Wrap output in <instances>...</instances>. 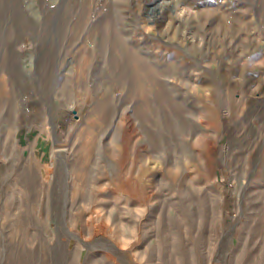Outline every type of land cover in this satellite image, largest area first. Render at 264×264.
I'll use <instances>...</instances> for the list:
<instances>
[{
  "label": "rangeland",
  "instance_id": "rangeland-1",
  "mask_svg": "<svg viewBox=\"0 0 264 264\" xmlns=\"http://www.w3.org/2000/svg\"><path fill=\"white\" fill-rule=\"evenodd\" d=\"M23 252L264 264V0H0V264Z\"/></svg>",
  "mask_w": 264,
  "mask_h": 264
},
{
  "label": "bare ground",
  "instance_id": "bare-ground-1",
  "mask_svg": "<svg viewBox=\"0 0 264 264\" xmlns=\"http://www.w3.org/2000/svg\"><path fill=\"white\" fill-rule=\"evenodd\" d=\"M2 4V3H1ZM23 4V3H22ZM9 53V52H8ZM6 55V54H5ZM2 59V58H1ZM17 60V57L13 56V55H6L2 62H1V65L5 66L12 74H14V71H15V64H16V61ZM13 76V75H12ZM159 165V164H158ZM157 165V166H158ZM34 254V253H33ZM33 254H29V253H22L19 258H18V262L16 264H29L30 263V260H33L34 259V255ZM13 254L12 253H9L8 255V262H6L7 264H14L15 262H13Z\"/></svg>",
  "mask_w": 264,
  "mask_h": 264
}]
</instances>
